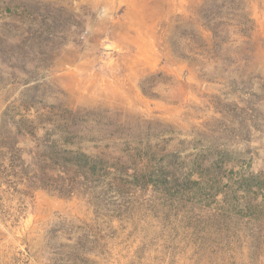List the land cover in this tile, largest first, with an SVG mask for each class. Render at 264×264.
I'll return each mask as SVG.
<instances>
[{
	"label": "rangeland",
	"instance_id": "374dc122",
	"mask_svg": "<svg viewBox=\"0 0 264 264\" xmlns=\"http://www.w3.org/2000/svg\"><path fill=\"white\" fill-rule=\"evenodd\" d=\"M5 116L120 186L38 190L19 220L6 197L0 264H264V205L236 185L264 177V0H0Z\"/></svg>",
	"mask_w": 264,
	"mask_h": 264
},
{
	"label": "trees",
	"instance_id": "16d2710c",
	"mask_svg": "<svg viewBox=\"0 0 264 264\" xmlns=\"http://www.w3.org/2000/svg\"><path fill=\"white\" fill-rule=\"evenodd\" d=\"M33 121L27 118L16 119L3 117L0 124V212L5 208L8 200L18 199L20 207L16 220L27 210V200L34 199L38 190L57 193L61 197L70 198L80 192L82 179H92L98 183L95 188L98 193L104 191L116 192L120 186L115 178H110L109 167L116 168V164L109 163L104 157L93 156L81 149L67 146L63 139H53L42 146L36 134L38 127H33ZM31 141L34 147L22 146ZM222 166L236 165L240 162V155L225 152L221 155ZM221 166V167H222ZM128 173V167L124 168ZM167 168L158 166L156 169L139 167L135 170V177L152 182L153 175L165 173ZM199 181L194 184L199 185ZM237 189L247 194L251 200L261 198L264 205V177L257 173L242 176L236 182ZM5 187L4 190H1ZM81 194V193H79ZM12 197V199H11Z\"/></svg>",
	"mask_w": 264,
	"mask_h": 264
}]
</instances>
